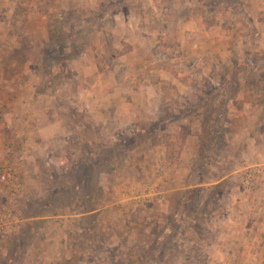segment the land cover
Returning <instances> with one entry per match:
<instances>
[{
  "label": "rangeland",
  "instance_id": "rangeland-1",
  "mask_svg": "<svg viewBox=\"0 0 264 264\" xmlns=\"http://www.w3.org/2000/svg\"><path fill=\"white\" fill-rule=\"evenodd\" d=\"M0 224V264H264V0H0Z\"/></svg>",
  "mask_w": 264,
  "mask_h": 264
},
{
  "label": "built area",
  "instance_id": "built-area-1",
  "mask_svg": "<svg viewBox=\"0 0 264 264\" xmlns=\"http://www.w3.org/2000/svg\"><path fill=\"white\" fill-rule=\"evenodd\" d=\"M14 176L13 174L11 173V170H6L4 173H3V176H2V181L3 182H9L10 179H12ZM5 227V224H0V228H4ZM5 230V229H4Z\"/></svg>",
  "mask_w": 264,
  "mask_h": 264
}]
</instances>
